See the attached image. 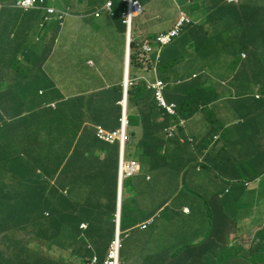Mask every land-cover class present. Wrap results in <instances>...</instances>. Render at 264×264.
<instances>
[{"label":"crops","instance_id":"1","mask_svg":"<svg viewBox=\"0 0 264 264\" xmlns=\"http://www.w3.org/2000/svg\"><path fill=\"white\" fill-rule=\"evenodd\" d=\"M99 3L100 1H97L93 6ZM115 4L117 5V0ZM147 5L150 13H145L135 21L142 38L155 36L169 28L179 14L178 9L181 5L184 6L183 9L188 8L187 12L195 22L188 34L190 37L178 42L177 46L167 48L163 57L161 74L158 72L159 76L172 82L174 92L170 94L168 91L169 101H176L181 96V92L184 91L183 86L199 93L203 92L205 96L211 94L213 86L211 76L206 75L209 65L217 62L215 58H219L220 65L232 64L238 58L237 51L235 57L226 53V50L236 48V44L233 45L227 37H224L222 41H217L219 38L227 35L238 38L247 33L250 34L251 39L256 40L259 33H264V0H241L239 4L228 3L224 0H150ZM90 10L84 4L76 8L75 13L62 20L57 28V42L43 43L46 47L52 46L49 51L47 50L49 53L47 60H42V56L39 54V57L35 49L30 48V56L36 53L38 59L32 61L33 65L29 64L30 66L25 67L26 74H18L12 66L11 70H8L9 65L5 66L2 62L0 63V100H2L0 105L4 112L0 110L1 131L13 129L17 125L18 115L27 114L32 108L43 117L42 112L48 109L45 104L53 100L58 89L64 98L83 97L81 104L88 111H86L82 128L95 126L93 120H100L101 125L109 129L118 127V119L122 111L118 106L122 96L120 87L124 83L128 64L126 39L118 18L103 14L100 18L93 19L92 16L85 14ZM34 12V15L22 13L12 7H3L0 3V14H4L9 24H12L9 30L19 28L23 23L30 28L29 33L38 36L40 31L38 23L35 22L37 20L36 10ZM160 14L169 16L168 20L160 22L154 19V17L159 18ZM18 15H21V20ZM0 34L4 36L1 28ZM256 41V46H258L259 40ZM262 46H264V41ZM133 74L134 77L148 76L147 71L140 72L138 69H135ZM196 75H198L197 78ZM231 77L233 79L234 72ZM180 81L188 82L180 83ZM228 82L227 79H223V83L217 86L219 90L216 92L221 96L220 100L195 112L191 117H187V126L183 136H190L196 139L198 144H202L207 142L212 134L221 136L225 128L240 122L241 132L230 129L228 135L237 138L248 137V134L243 131L245 125L243 119H245L261 131V141L264 143V110H256L253 104L248 106L251 89L244 88V85L238 84L236 79V83L229 84ZM3 83L4 85L1 86ZM177 85L180 87L175 88ZM114 88L119 89L114 90ZM211 111H213L212 114ZM69 120L71 118L63 119L61 125L66 128L75 144L79 141L83 146H87L88 142L84 137L83 129L79 127L76 118L70 124ZM49 129L52 130L54 127H49ZM137 133V141H139L144 133L141 126L137 128ZM45 134L51 138L53 132H45ZM14 140L15 137L11 135H0V144H12ZM174 144L177 145V141ZM104 157L105 155L102 154L100 160ZM255 159L260 163L256 156ZM91 176L94 179L96 174L92 173ZM12 177L16 179H11L9 183L0 186V264H85L87 263L86 258L94 256L98 257L102 264L106 257L103 251L106 248L102 245L101 237L105 232L106 234L111 233L112 237L115 235L116 221L115 219L110 220L98 211L95 224L91 227L86 216L77 213L86 209L91 194L94 197L95 192L99 194L97 199L100 205L101 185L88 187L86 182L80 181L78 185L69 187L68 190L65 189L67 196L69 194L71 197V206L75 209L66 215L62 214L52 219L50 221L51 230L45 227L43 236L33 233L36 225L29 226L27 232L19 230L16 233L6 234L1 232L3 218H6L10 211L21 212L24 207L35 209L37 206L24 201V195L32 192V181L25 179L21 173ZM142 177L141 174L136 176L133 185L126 188L121 198L124 197L127 200V206L130 205L131 208L136 207L147 212L146 196L141 195V191H137V188H140L139 181ZM251 177L252 175L246 178L242 176L243 179ZM63 179L67 181L68 175H64ZM91 181L97 182L96 180ZM168 183L169 185L165 188L168 186L176 188L175 178ZM34 192L36 193V189ZM239 196L243 199L236 205L237 214L233 203L227 204L225 212L234 217L228 222L225 218L217 219L215 227L225 223L229 232L241 233L240 229H243L244 223H249L252 227L258 225L244 233L247 245L239 244L236 239L238 236H234L223 244L224 251L206 249L202 254L205 261L209 260L206 264H249L248 256L254 249L253 246L259 244V241L253 245L250 242L254 239L256 230L264 225L263 182L260 183L259 179L256 186H249ZM104 207H109L108 199H105ZM83 224L87 227L81 228ZM160 227H162L161 231L174 233V236L159 237L158 243L161 242L159 252L155 250L154 238L148 241L144 235L137 232L130 235L124 262L128 264H168L169 259L167 262L164 259L165 254L168 253L170 258L173 257L171 261L174 262L170 264L200 263V260L190 256L189 252L186 254V261L182 258L184 253L177 254L178 243L185 240L175 235L178 231L177 224L172 225L162 219ZM131 229L132 226L128 225L126 230L129 232ZM85 232H88L86 237ZM190 237L193 236L189 234L187 239ZM84 239L89 242L87 247L91 250L92 257L85 256L88 252L82 250L85 246ZM255 258L264 259V248L254 255Z\"/></svg>","mask_w":264,"mask_h":264},{"label":"trees","instance_id":"2","mask_svg":"<svg viewBox=\"0 0 264 264\" xmlns=\"http://www.w3.org/2000/svg\"><path fill=\"white\" fill-rule=\"evenodd\" d=\"M3 7H13V0L0 1ZM42 12L39 15L42 16ZM39 15L37 14V20ZM21 27H15L9 30V22L4 14H0V27L4 32V37L1 38L0 62L7 65H12L16 69L22 66V60L27 59V53L31 47L29 30L27 24L21 23ZM58 23L54 25L57 28ZM53 28V29H54ZM14 36L11 39V36ZM250 34L245 33L243 36L230 38L233 45H237L239 41V50L246 52L247 57L243 58L241 53L237 54L235 62L232 63L234 70V83L243 84L244 88L251 89L248 96L249 105L253 104L256 110H264V33L258 34L259 45L257 41L251 39ZM9 43L22 41L24 44L23 52L16 55L15 48L9 50ZM237 49H234L235 55ZM30 61V59H29ZM254 77L253 82L251 78ZM4 83L1 85L3 86ZM257 86L260 98L256 97L254 90ZM141 88V87H140ZM213 88V89H212ZM211 88V94L205 96L200 94L194 97L193 100H188V96L193 92H185L184 99H179V112L183 116H188L200 104L211 105L220 100L221 96L216 92L215 88ZM231 93V92H230ZM141 101L131 96L130 108L140 105ZM258 106V108L256 107ZM154 107L158 109L157 105ZM0 110L3 111L2 105ZM161 110V109H158ZM86 111H88L80 100L72 103H56V109L50 108L42 112L43 117L39 113L29 111L27 114H19L16 126L11 130H7V134L15 137L12 144H0V161L11 162L15 171L10 172L12 176H18L21 173L25 179L32 181L33 189L31 193L24 195L25 202L30 205H37L35 209L24 207L21 212L12 210L6 218H3L2 231L3 233H16L19 230L27 232L29 226L36 225L33 228V233L43 236V231L46 228L51 230L50 221L62 214L66 215L69 211L75 208L71 206V197L65 196L62 190L69 189L78 185L80 181L86 182L88 187L101 185L100 188V205L98 201L99 194L95 192L93 197L89 199L86 209L76 211L81 216H86L87 222L92 227L95 224V219L98 211L109 217L110 220L115 219L117 211V188H118V164H119V147L118 144L109 145L101 142L96 137V130L93 127L87 129L82 128L85 121ZM165 114L164 121L158 123L157 116H153L151 121H147L149 127L145 128L144 139L141 145L131 143L129 146L128 157L139 160L143 174L142 180L139 181L141 195L146 196L148 211L145 212L136 207L127 206L128 202L123 197L121 210V231L123 233V248L121 258L126 261V251L131 234L140 233L144 235L148 241L155 239L154 247L157 252L160 251L158 239L160 236H174V233L161 231L160 220L164 219L172 225L177 224L178 231L175 232L177 238L184 240L179 242L177 254L182 255L186 259V254L194 256L196 260H200L199 264H206L202 257L206 249L213 251L223 250V244L226 243L227 225L216 226L217 219L227 220V212L224 208L227 204L233 203L236 205V199L239 200L243 190L245 191V183L243 177L255 175L259 171L264 170V143L261 141V131L257 126L248 123L245 119L243 131L248 134V137H230L228 130L233 129L241 132L242 125L239 123L232 124L222 131L221 137L215 142L214 147L209 149L208 143L211 142L212 134L207 142L198 144L191 142L188 138L181 142L177 138H167L162 130L164 125L171 122L172 117ZM213 111H211L212 114ZM46 118V120H44ZM68 122L76 118L78 125L83 129V134L88 142L87 146H83L81 142H73V138L69 135L66 128L61 123L64 120L70 119ZM130 123L137 125V116L135 112L129 114ZM30 121L28 123V120ZM44 120V122H42ZM19 121H24L20 122ZM263 121V119H262ZM264 122V121H263ZM94 124L102 123L100 120H93ZM159 124L162 125L159 126ZM28 126L33 127L29 128ZM49 127H54L50 130ZM147 130V133H146ZM53 132L51 138L45 132ZM218 131V130H217ZM147 134V135H146ZM46 138H44V136ZM175 145L174 143H176ZM258 145V147H257ZM178 151V153H177ZM22 154V156H21ZM104 154L103 160L100 156ZM255 156L260 160V163ZM254 159V160H250ZM96 164V166H94ZM36 171H39L38 174ZM94 171V172H92ZM58 174L56 186L51 187V190L44 192L50 185L45 181L44 177H54ZM92 173L96 176L92 178ZM64 175H68L67 181L63 179ZM150 177V180H147ZM97 182H92L91 180ZM175 186H168L169 181L174 180ZM16 179L7 177L0 179V186L9 183V180ZM134 178L124 181V190L129 188L134 183ZM41 187V188H39ZM36 189V193L34 192ZM124 193V192H123ZM220 196L222 199H219ZM108 199L109 207H104V201ZM11 201V200H9ZM189 209V214L184 213V208ZM224 207V208H223ZM5 212V211H4ZM46 214V215H45ZM152 220L149 224L141 226L145 221ZM229 221V220H228ZM131 225L132 229L128 232L127 226ZM116 227V224H115ZM88 232H85V237ZM126 233H129L126 236ZM193 237L187 239L188 235ZM264 238V230L259 234ZM114 237V235H113ZM111 233H103L102 245L103 253L113 240ZM201 237L206 239V242H195ZM220 241H216L219 240ZM209 242V243H207ZM54 243V242H53ZM84 247L82 250H87V255L91 256V250L87 247L89 242L87 239L83 241ZM181 243V244H180ZM98 246V245H97ZM258 247V245H257ZM252 249L248 256L249 264H252V259L255 253L263 250L260 248ZM165 249V248H164ZM189 249V250H188ZM173 257L165 254V262L174 263ZM91 258H86L88 262ZM186 261V260H185Z\"/></svg>","mask_w":264,"mask_h":264},{"label":"clouds","instance_id":"3","mask_svg":"<svg viewBox=\"0 0 264 264\" xmlns=\"http://www.w3.org/2000/svg\"><path fill=\"white\" fill-rule=\"evenodd\" d=\"M97 1H100L99 4H96L95 7L93 6ZM150 0H117V5L115 4V0H16L13 2V7L22 13H29L30 15L36 14L39 15V12H42V16L39 15L38 20H35V22L38 23V30L40 31L38 36H35L34 33H29L30 36V43L31 47L34 48L35 51L37 52L38 56H42V60H47L49 57L48 51L52 46L46 47L43 43L45 44H50V43H56L57 42V28L61 25L62 20L73 13H75L76 8L81 7L82 5H86L90 11L86 12V16H92L91 18L93 19H98L100 18L103 14L106 16H115L116 18L119 19L120 27L122 29V33L125 35L126 39V44H127V58H128V64H127V69H126V75H125V80L124 83L121 85V93L122 96L120 98V101L118 103V106L121 107V115L118 119V127L109 129L107 127H104L101 125V123L96 124L95 126H92L96 130V137L99 141L104 142L109 145H115L118 144L119 147V164H118V188H117V211L115 214V221H116V232L114 235L113 240L111 241L107 252H106V257L102 264L105 263L108 252L110 249V246L112 242L115 240L117 235H119L121 242H122V248H123V233L121 231V210H122V201L123 198H121V194L125 191L124 190V181L126 179H132L135 178L138 175H142L143 171L141 164L137 157L135 158H129L128 157V150L129 146L127 148L128 144H133L135 143L140 145L145 142L144 139V133L143 137L138 140V133H137V128L139 126L142 127L143 131L145 132V128L149 127L147 124V121H151V118L153 116L156 117V121L158 123H162L165 118V114L161 110H163L167 115H170L172 117V120L170 123L167 125H164L162 127L161 124L159 126L162 127L161 132L163 133L167 138H174V139H180V141H185L186 138L190 140L191 142H197L196 139L190 137V136H183V133H185V129L187 126L186 120H188V116H192L195 114V112L204 109L207 107L205 104H200L196 111L194 113L188 115V116H183L179 112V105L178 101L180 98L183 100L185 96V92H193L190 93L188 96V100H193L194 97H197L200 94H204L203 92H197L193 91L191 89H187L184 87V91L181 92V96L178 97L176 101H169L168 100V91L170 94L174 92L172 88V82L162 78L161 76L158 75V72L161 74V69L163 67V57L164 54L167 50V48L175 45H178V42L183 41L186 39L188 34L191 32V28L195 24L194 19L190 16V14L187 12V7L183 9V5H181L178 9L179 14L177 15L175 21L173 24L167 28L165 31L156 34L155 36H146L145 38H142L141 35L139 34V28L135 25V21L138 17L145 15V13H150L148 10V5L147 2ZM225 2L232 3V4H239L241 0H224ZM155 7H157L155 5ZM101 12H103L101 14ZM157 15V14H154ZM19 17L21 15H18ZM159 18H155L161 21L168 20L169 16L160 14L158 15ZM142 18V17H141ZM21 20V17L19 18ZM58 23L57 28H54V25ZM54 28V29H53ZM5 36H1V38ZM14 36H11V39ZM224 37H227V39L230 41V38L233 39L232 35H227L219 38L217 41H222ZM101 39V38H99ZM236 39V37H235ZM6 40V39H5ZM1 41L0 42V48L1 44L5 42ZM22 41L18 42L16 41L15 43H9L8 39L6 41L7 45H9V50L12 53V50L15 48V53L16 55H20L23 52L24 49V44L19 43ZM238 44L236 45V48L233 49H228L226 50V53L228 55H232V57H235L233 52L234 49H237V54L241 53V56L243 58L247 57L246 52H241L239 50V41L237 42ZM48 50V51H47ZM47 51V53H46ZM44 54H43V53ZM36 53H33L30 56V50L27 53V59L22 60V67L18 70L14 66L10 65V68L8 70H11L14 68V71H16L18 74H26L25 67L32 64V61L35 59H38ZM40 54V55H39ZM181 58V57H180ZM30 59V61H29ZM217 62L212 63L210 65L215 64L216 66L220 65L219 58H215ZM11 61V60H9ZM7 61L5 63V66L9 62ZM1 63V62H0ZM2 64H4L2 62ZM29 65V66H30ZM209 65V66H210ZM227 65V64H226ZM226 65H220V68H216L215 70H212L210 67L207 69L206 75H210L211 79L213 78V74L220 72L222 68ZM223 66V67H222ZM207 67V65L205 66ZM228 70L230 72H234L232 68V64H228ZM135 73V69H138L140 72L142 70H145L148 72V76H138L134 77L135 75L133 74V71ZM206 71V70H205ZM198 75H196V78ZM234 81V80H233ZM255 81L254 78H251V82ZM188 81H180V83H187ZM212 84V82H211ZM141 87V88H140ZM180 85L175 86V88H179ZM214 87V86H212ZM245 87V86H244ZM119 88H114V90H117ZM205 90V88L203 89ZM256 92V97L260 98L261 94L258 93L257 86L254 88ZM205 95V94H204ZM131 96L139 99L141 101L140 105L133 106L130 108V103H131ZM83 97H71V98H64V96L61 94V92L58 91L56 92L55 97L53 98L52 101H48L45 106L47 108H50L52 110L56 109V103H72L73 101L80 100L82 103L81 99ZM2 102V100H0ZM154 104L157 105L158 110L154 107ZM33 112H36L34 108L31 109ZM3 112V111H2ZM135 112L137 116V125L134 126L133 124L130 123V118L129 114ZM4 113V112H3ZM188 117V118H187ZM240 121V120H239ZM29 128L31 126H28ZM33 129V127H32ZM147 133V130H146ZM10 135L11 133L7 134V130L1 131L0 130V135ZM147 135V134H146ZM221 136L219 134H216L213 136L214 139L211 140L209 145V149L215 145V142L220 138ZM22 156V154H21ZM15 171V168L13 167L11 162H1L0 161V179L1 178H7V177H12L10 172ZM38 174H40L39 171H36ZM7 175V176H6ZM264 170L261 173H255L250 179H244L243 182L245 183V190L248 189L249 186H256L259 179L260 183L263 182L264 184ZM58 175H55L54 177H44L45 181L50 185V188H47L44 192L51 190V187L54 188L56 186ZM147 180H150V177H147ZM62 192L65 196H67V191L62 190ZM243 194V193H242ZM240 196L239 200L236 199V205L237 203L242 200ZM219 199H222L220 196ZM235 207V212L237 214L238 209ZM224 208V207H223ZM225 211V208H224ZM189 209L187 207L184 208V213L189 214ZM235 214V215H236ZM46 215V214H45ZM227 219L232 220L234 217L232 214L229 216ZM152 220L146 221L145 223L141 224V226H145L146 224H149ZM237 225V222H235ZM85 225V227H83ZM81 225V228H86L87 225L83 224ZM258 225V224H257ZM254 226L252 227L249 223H244L243 229H240L241 233H232L229 232L228 228V233H227V238L226 241H229L230 238L234 236H238L237 242L239 244H245L247 245L246 242V237H244V233L249 230V229H254L257 227ZM264 230V225L261 226L256 230L255 237L254 239L250 242L251 245L253 243L257 244L259 241L258 247L257 245L253 246L254 249L257 248H264V238H261L259 234ZM129 233H126V236H128ZM219 239V238H218ZM221 240V239H219ZM206 242L204 237H201L200 240H197V242ZM209 243V242H207ZM120 250V261L122 264H128L124 262L121 258V251ZM242 251V250H241ZM256 254V253H255ZM205 258V257H203ZM94 259H97V264H100V261L98 257H92L87 263L85 264H91ZM256 259V260H255ZM253 257L252 259V264H260L264 262L263 258H255ZM206 262H209L207 260Z\"/></svg>","mask_w":264,"mask_h":264},{"label":"built area","instance_id":"4","mask_svg":"<svg viewBox=\"0 0 264 264\" xmlns=\"http://www.w3.org/2000/svg\"><path fill=\"white\" fill-rule=\"evenodd\" d=\"M83 227H85V225H83ZM121 248L122 242L119 235H117L110 246L108 256L104 264H122L119 258ZM91 264H97V259H94Z\"/></svg>","mask_w":264,"mask_h":264},{"label":"rangeland","instance_id":"5","mask_svg":"<svg viewBox=\"0 0 264 264\" xmlns=\"http://www.w3.org/2000/svg\"><path fill=\"white\" fill-rule=\"evenodd\" d=\"M227 66L228 65H226L224 67L222 66L223 68H222V70L220 72H217V73L213 74V78L211 79V82H212L215 90H217V91L219 90L217 86H218V84L223 83V79H227V81H229L228 82L229 84L230 83H234V81H233V79L231 77L233 75V72H229ZM209 67L212 70H215L216 68H220L221 66L220 65L216 66L215 64H213V65H210ZM228 78H230V79H228Z\"/></svg>","mask_w":264,"mask_h":264}]
</instances>
